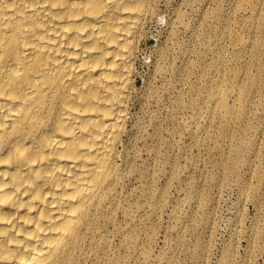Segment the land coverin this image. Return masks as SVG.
Wrapping results in <instances>:
<instances>
[{
  "label": "bare ground",
  "instance_id": "1",
  "mask_svg": "<svg viewBox=\"0 0 264 264\" xmlns=\"http://www.w3.org/2000/svg\"><path fill=\"white\" fill-rule=\"evenodd\" d=\"M152 1L0 0V264L104 259L121 206L118 159ZM237 5L253 18L264 11L261 0ZM221 13L220 57L206 67L195 101L198 119L217 130L253 112L238 79L260 84L246 59L227 64L226 37L249 55L264 50L260 21L250 23L253 38L234 29L232 12ZM241 148H233L237 158Z\"/></svg>",
  "mask_w": 264,
  "mask_h": 264
},
{
  "label": "rangeland",
  "instance_id": "2",
  "mask_svg": "<svg viewBox=\"0 0 264 264\" xmlns=\"http://www.w3.org/2000/svg\"><path fill=\"white\" fill-rule=\"evenodd\" d=\"M238 1H152L118 159L121 206L101 264H264V50L249 55L225 39L227 64L246 59L259 78L256 88L238 79L250 115L217 130L195 105L206 67L220 57L221 11L253 38L250 23L260 21L264 35V11L253 18Z\"/></svg>",
  "mask_w": 264,
  "mask_h": 264
}]
</instances>
